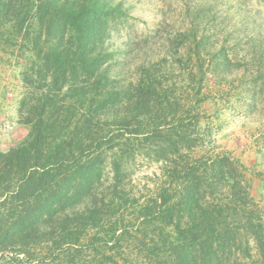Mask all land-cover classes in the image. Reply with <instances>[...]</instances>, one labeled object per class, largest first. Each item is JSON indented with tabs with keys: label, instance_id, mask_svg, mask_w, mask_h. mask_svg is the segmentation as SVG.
<instances>
[{
	"label": "rangeland",
	"instance_id": "rangeland-1",
	"mask_svg": "<svg viewBox=\"0 0 264 264\" xmlns=\"http://www.w3.org/2000/svg\"><path fill=\"white\" fill-rule=\"evenodd\" d=\"M62 2L0 0V264H264V0ZM80 7L103 15L86 49ZM42 139L68 157L47 175Z\"/></svg>",
	"mask_w": 264,
	"mask_h": 264
},
{
	"label": "trees",
	"instance_id": "trees-1",
	"mask_svg": "<svg viewBox=\"0 0 264 264\" xmlns=\"http://www.w3.org/2000/svg\"><path fill=\"white\" fill-rule=\"evenodd\" d=\"M51 1H53V4H58L59 3L58 6L59 5L64 6L66 4V3L62 2L63 0H51ZM71 13H72V11L69 12V14H71ZM101 16H103V15L100 12L97 13V11H95V9H93L92 11L88 12L86 9L81 8V7L78 9L77 13H72V16H69L70 17L69 19L71 20L70 22L73 21L76 25L79 26V29H78L79 31L76 32V34L80 38L79 44L82 46L83 49H86L87 47L91 46L95 42V40L97 38V29H98V27L100 25L99 17H101ZM54 23H55V26H56L55 34L62 33L63 29L59 28L62 25V24H60L59 19H56L54 21ZM67 25H68V23H67ZM68 26H72L71 23ZM52 58H53V55H49L48 58L46 59V61L50 62V61H52ZM50 110L51 111L49 113L46 112L45 115L51 116V112L53 110H55V107L51 105V109ZM81 132L82 133H88L89 131H79L78 133H81ZM94 136H96V133H94ZM42 140H44L46 143H48L49 146H52V148L51 149L49 148L48 152L45 153L44 155H42V156L39 155L40 158L37 159L38 162L35 163L36 166H34L33 168L36 170V172L38 171V169H42L43 170L42 174L47 175V174H51V173L55 172V170L58 169L60 165L63 166L64 161L68 157L65 160H63L60 165L56 164V162L59 159L64 157L63 155L65 154V151L63 153L59 152V148L56 147V146H55V148H56L55 149L53 147V145L51 144L52 141L50 139L49 140L51 142H49L48 140H45V139H42ZM33 146H34V143H31L28 149L23 147L21 149H17V150L11 151L9 153V155L6 156V157L11 159V162H10L11 165L10 166L14 167V168H15V166L19 167V168H22L21 167V163L24 164L23 163V160H24L23 158H24V156L27 157V156H31L33 154L31 152V151H34ZM42 146L45 147V148H48L46 145H42ZM41 150H42L41 145L36 148L37 152H40ZM57 150H58L59 153L56 152ZM66 150H67V148H66ZM74 154H75V151L72 148H70L66 152V155H68L71 158L74 157ZM32 158L34 159L35 157L33 156ZM55 165H59V166H56V168H55ZM89 166L93 167L92 170H91L92 173L96 172V171H93L96 168V163H92V164H89V165L77 164V165L74 166V168H76V169H72L71 170L70 176L69 175H64L61 172L62 171V169H61L62 167H61L60 168L61 171L58 174V176L60 175V173L62 174L61 178L59 177L60 181H58L59 192L55 194L53 199L52 198L48 199V201L46 202V205L44 206L45 210H47L48 207H50L52 209H56L58 206H60V203L57 205V203L54 202V200H56V196H59L60 198H64V199L69 198L70 195L72 194V191H70V190H74L73 193H76V191H79V190L82 189L83 185H88V183H90L88 178L90 176H92V173L89 172L88 177H83V176L85 174L84 171H86L85 168L89 167ZM72 178H77L75 180V181H77V183H76V185L73 188L71 186V183H69V184L64 183L66 181H70ZM81 182H84V183L81 184ZM194 189L195 188L192 187V189L188 188V189H186V191H187V193H189V192L193 191ZM189 200L190 201L194 200L193 201L194 205H192L193 203H191V204L190 203H186L185 205H183V206H187L188 210L195 209L200 203L198 201V198L196 199V196H191L190 195ZM169 208H174V207L172 206V207H169ZM31 216H33L34 219H35V217H37V212H34L33 215H31ZM208 220H209V214H207L206 217L203 219L204 223H203V225L201 227L204 230V231H202L203 234L204 235L206 234V236H207V233H205V232H207V228L210 227L209 224H206ZM18 226L22 227V225H20V224ZM22 230H16V228L12 229L13 232H19V231H22ZM12 231H10V232H12ZM59 231H61L63 233V235H60L61 239L65 240V238H67V236H66L67 234L65 232H68L70 230L65 229L64 227L63 228L61 227L59 229ZM203 234L201 236H204ZM201 236H200V238H201ZM68 238H69V236H68ZM207 238H208V236H207ZM197 241L198 240H196L195 242L193 240H191L189 242L188 241H184V243L182 241H178L176 243V245L175 244H171L170 255L172 257H175V254L177 252H179V250H181V253L182 252H186L188 254H190V253L193 254L194 252H196V249H197V245H196ZM144 246L146 248V245H144ZM151 246L152 245H149V247H147V249H148L147 254L148 255H152V256H153V254H155L154 251L156 249L158 250V248H162V246L159 243H156L153 248H151ZM160 250H162V249H160ZM160 250H158V253H159L158 258L161 257V256L163 257L164 254L168 253V249L167 248L164 249L163 252H160ZM194 258L197 259V256L194 257ZM186 264H197V263H193V262H191L189 260V261L186 262Z\"/></svg>",
	"mask_w": 264,
	"mask_h": 264
}]
</instances>
